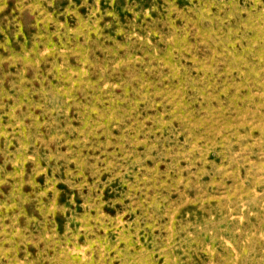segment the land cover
Here are the masks:
<instances>
[{"label": "rangeland", "instance_id": "rangeland-1", "mask_svg": "<svg viewBox=\"0 0 264 264\" xmlns=\"http://www.w3.org/2000/svg\"><path fill=\"white\" fill-rule=\"evenodd\" d=\"M0 264H264V0H0Z\"/></svg>", "mask_w": 264, "mask_h": 264}]
</instances>
